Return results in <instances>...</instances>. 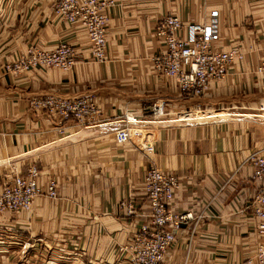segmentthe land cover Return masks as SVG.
<instances>
[{
    "label": "crops",
    "instance_id": "obj_1",
    "mask_svg": "<svg viewBox=\"0 0 264 264\" xmlns=\"http://www.w3.org/2000/svg\"><path fill=\"white\" fill-rule=\"evenodd\" d=\"M54 1L0 0V188L36 164L40 181L54 178L58 191L54 199L37 197L29 212H0V264H124L115 246L144 218L125 216L119 203L130 196L137 214L147 210L142 176L152 164L178 177L175 211L204 214L194 232L192 223L176 231L165 264H245L261 241L245 208L258 189L245 159L264 147V120L252 115L264 99V78L254 73L264 59V0H116L103 62L91 56L81 27L56 17ZM212 10L219 11V46L239 47L243 59L204 95L183 98L173 80L151 70L160 47L154 28L167 14L202 23ZM63 41L76 52L71 70L4 71L30 46ZM45 94L91 96L94 122L61 124L32 110L30 100ZM157 100L167 111L199 103L209 119L198 121L193 111V122L144 125L152 152L138 139L116 143L124 114L150 119Z\"/></svg>",
    "mask_w": 264,
    "mask_h": 264
},
{
    "label": "built area",
    "instance_id": "obj_2",
    "mask_svg": "<svg viewBox=\"0 0 264 264\" xmlns=\"http://www.w3.org/2000/svg\"><path fill=\"white\" fill-rule=\"evenodd\" d=\"M115 4L116 0H55L51 8L60 21L84 30L90 43L91 56L95 61L103 62L106 56L109 10ZM154 35L160 47L151 57V70L173 80L183 98L192 99L204 95L213 81L223 78L236 60L243 59L239 47L223 50L219 46L221 25L218 10L210 11L202 23H185L175 14L164 15L157 21ZM75 64L74 47L63 41L53 49L30 46L24 53L5 63L4 71L11 74L34 68L68 71ZM254 73L264 78V59L254 68ZM29 106L61 124L69 121L75 125L91 124L98 112L95 101L87 95L59 97L45 94L31 99ZM165 109V102L157 100L150 107V119L125 113L123 126L114 132L115 142L121 144L138 139L144 151L152 152L154 138L151 133L145 132L144 125L163 121L185 124L192 121H177L180 114L206 111L197 105L194 110L177 112L176 117L161 120L169 113ZM252 115L264 120V99L258 102ZM59 131L63 132L62 126ZM245 161L251 164L252 178L258 186L247 196L245 208L249 211V219L255 221L261 239L252 255L245 259V264H264V147L252 151ZM142 185L147 201L146 211L137 214L130 196L119 203L125 216L138 215L144 220L134 225L131 234L116 244L115 254L124 264H165L176 231L183 224L192 223L194 232L204 214L195 215L191 210L177 212L173 209L175 193L180 186L174 173L164 172L152 164L143 173ZM39 196L56 198L57 184L53 178L41 182L39 168L31 164L24 174H12L0 188V212H29Z\"/></svg>",
    "mask_w": 264,
    "mask_h": 264
},
{
    "label": "rangeland",
    "instance_id": "obj_3",
    "mask_svg": "<svg viewBox=\"0 0 264 264\" xmlns=\"http://www.w3.org/2000/svg\"><path fill=\"white\" fill-rule=\"evenodd\" d=\"M155 102H156V101H155ZM155 102H153L152 104H154ZM197 105H199V107H200V104H199V103H194V107H193V108H189V109H187V110H194V109L196 108ZM200 109H201V110H204V109L201 108V107H200ZM187 110H183V111H187ZM166 112H169V113L167 114V115H169V116H170V115H173V116L170 117V118H174V117H176V114H175V113H177V112H182V111H175V110H174V111H167V110H166ZM198 114H200V113H198ZM199 116H200V115H199ZM201 116H202V115H201ZM196 117H198V115L195 116V119H196ZM203 117H204V116H203ZM170 118H168V119H170ZM207 118H208V116H207ZM161 119H162V118H161ZM166 120H167V119H166ZM204 120H206V119H204ZM198 121H203V120L201 119V120H198ZM192 122H193V120H192ZM53 179H54V178H53ZM41 197H42V196H41Z\"/></svg>",
    "mask_w": 264,
    "mask_h": 264
},
{
    "label": "bare ground",
    "instance_id": "obj_4",
    "mask_svg": "<svg viewBox=\"0 0 264 264\" xmlns=\"http://www.w3.org/2000/svg\"><path fill=\"white\" fill-rule=\"evenodd\" d=\"M198 113H200L199 115H202L203 112L199 111V112H197V114ZM181 115H182L183 119L186 120V121H192L193 119H195V116H196L195 114H192L191 112H189L187 114H181ZM204 115H207V114H204ZM201 118L202 119H205V118L207 119V116H204V117L202 116Z\"/></svg>",
    "mask_w": 264,
    "mask_h": 264
}]
</instances>
